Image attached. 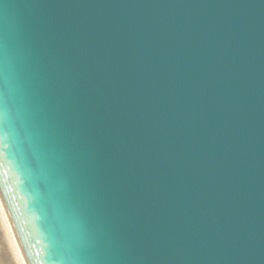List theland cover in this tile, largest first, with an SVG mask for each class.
I'll list each match as a JSON object with an SVG mask.
<instances>
[{
  "label": "water",
  "instance_id": "1",
  "mask_svg": "<svg viewBox=\"0 0 264 264\" xmlns=\"http://www.w3.org/2000/svg\"><path fill=\"white\" fill-rule=\"evenodd\" d=\"M12 264H264V0H0Z\"/></svg>",
  "mask_w": 264,
  "mask_h": 264
},
{
  "label": "rangeland",
  "instance_id": "2",
  "mask_svg": "<svg viewBox=\"0 0 264 264\" xmlns=\"http://www.w3.org/2000/svg\"><path fill=\"white\" fill-rule=\"evenodd\" d=\"M0 264H12L0 230Z\"/></svg>",
  "mask_w": 264,
  "mask_h": 264
}]
</instances>
